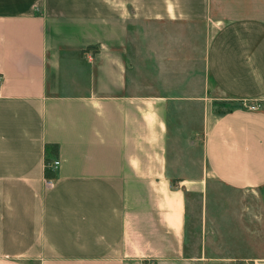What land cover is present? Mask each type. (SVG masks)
Instances as JSON below:
<instances>
[{
  "label": "crops",
  "instance_id": "1",
  "mask_svg": "<svg viewBox=\"0 0 264 264\" xmlns=\"http://www.w3.org/2000/svg\"><path fill=\"white\" fill-rule=\"evenodd\" d=\"M0 76V264H264V0H0Z\"/></svg>",
  "mask_w": 264,
  "mask_h": 264
},
{
  "label": "rangeland",
  "instance_id": "2",
  "mask_svg": "<svg viewBox=\"0 0 264 264\" xmlns=\"http://www.w3.org/2000/svg\"><path fill=\"white\" fill-rule=\"evenodd\" d=\"M208 84H209V90H208V92H209V94H211V96H215L216 97V99H218L217 100V102L219 103V108H222V109H224V108H229V107H237V106H239V102L237 103V101H228L227 99H225V97H224V95L221 93V92H219L216 88H214V86H213V84L211 83V81L210 80H208ZM240 105H246V106H248L249 105V102H245V103H243V102H241V104ZM249 193H251V194H256L258 197H261V199L262 198H264V190H261V191H255V192H251V191H249ZM251 199V197H249V200ZM264 200V199H263ZM249 204H253L254 206H256V205H259L260 204V202L259 201H249ZM263 205H264V202H263Z\"/></svg>",
  "mask_w": 264,
  "mask_h": 264
},
{
  "label": "trees",
  "instance_id": "3",
  "mask_svg": "<svg viewBox=\"0 0 264 264\" xmlns=\"http://www.w3.org/2000/svg\"><path fill=\"white\" fill-rule=\"evenodd\" d=\"M219 103L217 101L214 102V110L218 113L220 112H228L231 111L233 109V107H229V108H219ZM53 150L55 152H57V146L53 145ZM50 161L48 159L45 160V176L46 177H53L54 176V170L49 166Z\"/></svg>",
  "mask_w": 264,
  "mask_h": 264
},
{
  "label": "built area",
  "instance_id": "4",
  "mask_svg": "<svg viewBox=\"0 0 264 264\" xmlns=\"http://www.w3.org/2000/svg\"><path fill=\"white\" fill-rule=\"evenodd\" d=\"M0 80H1V76H0ZM247 108H248L249 110H252V111H254V110H258V109L260 108V103H259V101H254V102H252V103H249V105L247 106ZM58 164H59V161H58L57 159H55V160H53L52 162H50L49 166H50L53 170H55V169L57 168ZM45 184H46L47 186H51V185H53V179H51V178H47V179H45Z\"/></svg>",
  "mask_w": 264,
  "mask_h": 264
}]
</instances>
